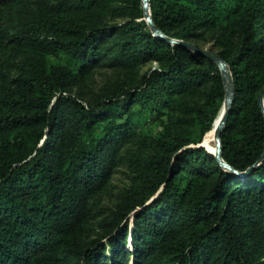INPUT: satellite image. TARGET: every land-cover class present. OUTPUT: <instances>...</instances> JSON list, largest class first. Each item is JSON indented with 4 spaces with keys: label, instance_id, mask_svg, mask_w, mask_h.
<instances>
[{
    "label": "trees",
    "instance_id": "1",
    "mask_svg": "<svg viewBox=\"0 0 264 264\" xmlns=\"http://www.w3.org/2000/svg\"><path fill=\"white\" fill-rule=\"evenodd\" d=\"M149 10L162 36L142 0H0V264H264V0ZM199 41L231 74L220 154L243 176L199 145L225 95ZM98 67L129 75L74 94Z\"/></svg>",
    "mask_w": 264,
    "mask_h": 264
},
{
    "label": "rangeland",
    "instance_id": "2",
    "mask_svg": "<svg viewBox=\"0 0 264 264\" xmlns=\"http://www.w3.org/2000/svg\"><path fill=\"white\" fill-rule=\"evenodd\" d=\"M113 19V20H112ZM109 20L114 22H120L122 21L119 17L111 16L109 17ZM198 45L202 47L201 50L208 51L207 48L209 47V43H203L201 41L197 42ZM150 66H154V64H151ZM149 67V64L142 65L140 70L137 72V75H140L142 71L147 69ZM128 69H121V68H108V67H98L95 68L91 74V77L87 81V83L82 86L75 88L73 90V93L77 95V92L82 93L81 95H88L90 91L98 89L101 85H103L107 80H119V79H126V75H129ZM134 74V73H133ZM263 106H264V97H263ZM145 130L150 131V134H154L158 129L159 125L156 123H145ZM208 133L205 134L203 137V144L205 148L212 152L214 151V141L213 139H207ZM213 153V152H212ZM129 174L130 171L128 170L127 166L125 165L124 161H122L119 166L115 169L111 179L109 186L107 190L103 193L100 200L97 204L96 212L98 214V219H101L102 217H105V215L108 214L110 211L112 205L117 200V197L119 193L127 186V184L130 183L129 180ZM129 247V244L127 245ZM130 264H132V261H129Z\"/></svg>",
    "mask_w": 264,
    "mask_h": 264
},
{
    "label": "water",
    "instance_id": "3",
    "mask_svg": "<svg viewBox=\"0 0 264 264\" xmlns=\"http://www.w3.org/2000/svg\"><path fill=\"white\" fill-rule=\"evenodd\" d=\"M142 4H143V14H144V18L146 19L151 31L158 36H162L160 31L155 27V25L152 22V18H151V14H150V10H149V0H142ZM166 40H168L169 42L172 43H180V42H176L173 39H170L168 37H164ZM182 44V43H180ZM191 48L194 49V46L192 44L189 43H183ZM195 51L199 54H201L203 57H210L215 59V61L217 62V64L220 67V71L223 77V82H224V91H225V95H224V101H223V105L216 117V119L214 120L213 125L215 124L216 120H218L217 125L215 126L214 129V134H213V141H214V151H212L211 153L216 157V160L224 167H226L228 170H230L233 173L239 174L240 176H243L245 173H239L237 171H235L234 169H232L229 165H227L221 158V140H220V134L221 131L224 127V123L227 119L228 113H229V108H230V104L232 102V93H233V83H232V79H231V74L229 71V68L227 66V64L220 58L218 57L215 53L209 52V51H204L201 49H195ZM263 97H264V89L260 92L259 96H258V102L260 104V107L262 109V112L264 113V106H263ZM200 146H204L203 142H201L199 144Z\"/></svg>",
    "mask_w": 264,
    "mask_h": 264
},
{
    "label": "bare ground",
    "instance_id": "4",
    "mask_svg": "<svg viewBox=\"0 0 264 264\" xmlns=\"http://www.w3.org/2000/svg\"><path fill=\"white\" fill-rule=\"evenodd\" d=\"M217 123H218V120H216V122L213 125L212 129L208 132L207 139H213L214 129H215V126L217 125Z\"/></svg>",
    "mask_w": 264,
    "mask_h": 264
}]
</instances>
